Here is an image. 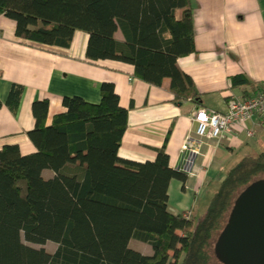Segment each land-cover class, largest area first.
<instances>
[{
  "label": "trees",
  "instance_id": "1",
  "mask_svg": "<svg viewBox=\"0 0 264 264\" xmlns=\"http://www.w3.org/2000/svg\"><path fill=\"white\" fill-rule=\"evenodd\" d=\"M189 1L0 0V16L15 23L16 37L49 47L67 49L84 32L88 60L129 64L154 86L167 78L176 100L198 104L200 94L176 65L195 51ZM231 83L250 85L243 76ZM22 92L11 86L13 113ZM62 105L65 112L46 126L48 102L32 104L34 153L0 149V264H214L211 242L240 193L264 180V153L231 168L196 221L168 212L169 183L185 175L169 167L164 149L143 164L118 158L128 112L112 83L100 85L97 104L64 97ZM45 170L53 176L45 179ZM131 241L152 253L135 251ZM48 242L53 253L32 246Z\"/></svg>",
  "mask_w": 264,
  "mask_h": 264
},
{
  "label": "crops",
  "instance_id": "2",
  "mask_svg": "<svg viewBox=\"0 0 264 264\" xmlns=\"http://www.w3.org/2000/svg\"><path fill=\"white\" fill-rule=\"evenodd\" d=\"M195 51L177 59L201 96L198 104L176 100L165 78L158 86L134 76L133 66L86 58L88 35L76 31L69 48L44 46L15 35V23L0 16V149L18 146L22 155L35 152L27 137L35 126L32 104L48 102L45 125L65 112L64 97L100 101V85L112 83L119 106L126 109L127 129L117 152L119 159L153 162L164 149L169 167L185 175L168 186V212L200 219L231 168L244 158L264 153V124L256 115L234 126L220 141L198 147L193 116L196 110L225 113L228 97L255 96L264 90V0H190ZM122 40L120 32L115 35ZM243 76L250 85L233 87ZM23 89L13 113L6 100L11 86ZM188 143L198 153L182 152ZM45 179L53 173L43 171ZM205 203V205H200Z\"/></svg>",
  "mask_w": 264,
  "mask_h": 264
},
{
  "label": "water",
  "instance_id": "3",
  "mask_svg": "<svg viewBox=\"0 0 264 264\" xmlns=\"http://www.w3.org/2000/svg\"><path fill=\"white\" fill-rule=\"evenodd\" d=\"M214 254L221 264H264V180L236 198Z\"/></svg>",
  "mask_w": 264,
  "mask_h": 264
},
{
  "label": "built area",
  "instance_id": "4",
  "mask_svg": "<svg viewBox=\"0 0 264 264\" xmlns=\"http://www.w3.org/2000/svg\"><path fill=\"white\" fill-rule=\"evenodd\" d=\"M226 103L227 111L225 113L207 111L202 108L196 110L193 123L195 124L194 134L198 147L208 141H220L231 132L234 126L251 120L256 115L264 124V90L248 98L231 95ZM181 149L182 152L198 153V149H191L187 142ZM189 215L186 213L184 217L188 218Z\"/></svg>",
  "mask_w": 264,
  "mask_h": 264
},
{
  "label": "rangeland",
  "instance_id": "5",
  "mask_svg": "<svg viewBox=\"0 0 264 264\" xmlns=\"http://www.w3.org/2000/svg\"><path fill=\"white\" fill-rule=\"evenodd\" d=\"M200 205L204 206L205 203H200ZM194 220H196V219H194ZM217 238L218 237L216 235L214 237V239L212 240V242H211L212 254H214V247H215V243H216ZM129 245H130V248L134 249L135 251H138V252L142 253L143 255H150L152 253L150 246H148L147 244L140 243L138 241H131ZM32 246L35 247V248H43L48 253H53L55 251V248H56V245L53 244V243H50V242L45 243L44 245H41V246H38V245H32ZM213 263L214 264H221L216 259L213 260Z\"/></svg>",
  "mask_w": 264,
  "mask_h": 264
}]
</instances>
